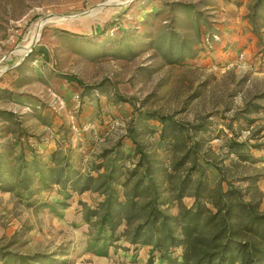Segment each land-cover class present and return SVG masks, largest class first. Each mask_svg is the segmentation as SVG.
<instances>
[{"label": "rangeland", "instance_id": "obj_1", "mask_svg": "<svg viewBox=\"0 0 264 264\" xmlns=\"http://www.w3.org/2000/svg\"><path fill=\"white\" fill-rule=\"evenodd\" d=\"M213 2L0 0V154L30 160L33 151L50 166L66 162L96 176L115 148L132 157L129 131L136 128V143L154 165L170 176L189 177L180 202L186 208L195 205L202 172L210 188L220 184L223 191L229 185L243 189L244 178L257 177L249 197L264 211L261 153L252 151L253 159L243 160L228 147L229 140L264 141V25L256 34L251 28L257 39L252 55L238 54L236 63L217 66L205 46L214 15L204 8ZM201 47L205 51L198 52ZM254 105L262 110L251 111ZM141 113L171 116L184 129L179 134L185 146L168 147L167 139L159 140L158 122L139 124ZM194 142L200 170L190 172ZM136 161L132 157L124 168L136 169ZM70 188L0 189V249L31 264H162L150 246H120L128 242L125 223L115 232L116 245H109L104 238L111 232L89 216L101 195ZM161 190L163 198L172 196L169 185ZM175 203L161 207L176 214Z\"/></svg>", "mask_w": 264, "mask_h": 264}, {"label": "trees", "instance_id": "obj_2", "mask_svg": "<svg viewBox=\"0 0 264 264\" xmlns=\"http://www.w3.org/2000/svg\"><path fill=\"white\" fill-rule=\"evenodd\" d=\"M247 19L256 34L264 25V0L253 1ZM215 32L212 30L207 33L210 35L208 43L205 44L207 50L212 51L211 43H220L214 41L213 36H218ZM202 51H205V48L198 49V52ZM76 86L91 89L79 82H76ZM117 98L123 102L127 101L121 96ZM260 110L261 107L254 105L251 111ZM140 118L141 126L150 120L159 123V140L167 139L168 147L179 150L185 146L179 134V131L184 129L171 116L141 113ZM243 119L248 120L249 124L255 122ZM138 135L136 128L129 131V138L135 144L132 157L137 158L136 169L124 168V164L131 161L132 157L122 153L118 147L111 151V156L100 162L103 164L98 166V170L103 169V172H97L96 176L89 173L82 175L66 162L50 166L39 160L33 151L30 153V160L21 156L12 157L9 152H5L0 154V189L4 192L32 193L35 190V193H39L52 185H58L62 189L71 187L73 193L96 192L101 195L102 200L89 211V216H95L99 228L111 232L104 238L108 244L113 245L117 240V228L125 223L126 227H129L126 229V239L130 245L134 248L150 246L152 253L157 252L162 259V264H264V211H260L259 203L251 200L252 194L256 193L257 177L244 178L247 186L243 189L229 185L228 189L223 191L220 184L210 188L207 180L203 178L204 173L201 172L192 195L195 205L186 208L180 202L183 193L191 184L189 177L170 176L164 168L159 169L154 165L151 158L136 143ZM228 144L229 149L240 159H253L251 152L256 151L261 153L260 159L264 161V141L250 144L229 140ZM192 145L188 149L191 152L187 151L194 158L190 172L200 170L196 157L199 154L198 142ZM177 165L179 164L174 165L172 169L175 170ZM210 165L221 172L215 163L211 162ZM174 178L176 182L171 180ZM224 178L221 173L220 179L225 181ZM166 185H169L172 196L163 198L161 189ZM174 203L178 206V212L167 213L165 209L172 207ZM207 204H210L211 208H208ZM161 206L166 208L162 209ZM178 249H182V252L174 257L173 254ZM0 261L2 264L30 263L27 258L6 252L4 249H0Z\"/></svg>", "mask_w": 264, "mask_h": 264}, {"label": "crops", "instance_id": "obj_3", "mask_svg": "<svg viewBox=\"0 0 264 264\" xmlns=\"http://www.w3.org/2000/svg\"><path fill=\"white\" fill-rule=\"evenodd\" d=\"M250 0H214L213 5L209 3L204 8L213 10V29L221 36V42L216 44L209 55V59L217 66L232 65L237 62V55H252L257 47V39L251 33V26L245 18L247 5ZM264 59V58H263ZM114 242L113 245H116ZM121 247L134 248L129 242L121 243ZM141 246L136 249L148 248ZM111 253H113L111 251Z\"/></svg>", "mask_w": 264, "mask_h": 264}, {"label": "built area", "instance_id": "obj_4", "mask_svg": "<svg viewBox=\"0 0 264 264\" xmlns=\"http://www.w3.org/2000/svg\"><path fill=\"white\" fill-rule=\"evenodd\" d=\"M214 39L218 40L217 36H213Z\"/></svg>", "mask_w": 264, "mask_h": 264}]
</instances>
